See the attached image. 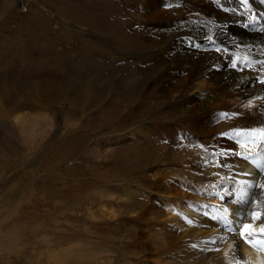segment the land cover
Instances as JSON below:
<instances>
[{
	"label": "rangeland",
	"instance_id": "374dc122",
	"mask_svg": "<svg viewBox=\"0 0 264 264\" xmlns=\"http://www.w3.org/2000/svg\"><path fill=\"white\" fill-rule=\"evenodd\" d=\"M8 1L0 0V264H154L152 259L156 263L158 246L134 244L143 229L139 211L151 197L148 175L156 164L163 167L166 159L193 152L195 143L185 142L184 135L190 137L186 121L175 115L167 88L147 82L169 79L170 69V74L155 72V79L141 72L144 59L153 57L150 52L157 40L148 39L153 45L143 40L138 52L126 47L127 42L117 45L121 28L120 39L133 41L131 32L140 27L135 22L144 12L145 0H11L10 9ZM67 10L74 17L64 14ZM78 16L108 19L113 26L107 29L109 34L97 31L76 21ZM142 22L147 36L151 26L167 25ZM106 44L109 56L97 48ZM104 65L117 73L107 86L96 81V89L105 93L101 101L93 83L83 80L89 67L101 76ZM263 80L257 81L264 84ZM55 84L64 93L41 96ZM144 95L152 97L149 113L140 106ZM90 97L97 102L91 103ZM143 126L145 134L140 131ZM252 139L258 148L245 156L248 162L256 160L261 145L255 136ZM161 146L164 163L158 159ZM240 202L250 206L246 198ZM216 215L220 219L224 214L218 210ZM217 222L231 234L242 231ZM222 235L226 233L205 237L211 246L200 244L197 251L208 259L222 257ZM168 253L162 264H173Z\"/></svg>",
	"mask_w": 264,
	"mask_h": 264
},
{
	"label": "bare ground",
	"instance_id": "6f19581e",
	"mask_svg": "<svg viewBox=\"0 0 264 264\" xmlns=\"http://www.w3.org/2000/svg\"><path fill=\"white\" fill-rule=\"evenodd\" d=\"M12 4L10 0L6 7L10 9ZM142 5L144 12L139 13L135 22L140 27L137 32L135 29L130 31L133 41L120 39L124 37L121 28L117 45L135 48L133 52H138L142 49L143 40L151 45L148 39L157 40L158 44L153 47L155 51L150 52L153 57L148 55L144 59L141 72L155 79V72L165 75L170 69L169 79L147 82H157L158 86L167 88L175 102V115L186 121L185 130L190 137L184 135L185 142L195 143V149L188 153L182 151L179 159L174 160L162 158L163 147H160L158 159L163 163L166 159V164L163 167L156 164L153 173L148 175L151 197L139 211L138 222L143 229L134 237L138 240L134 244L158 246L155 247L158 252L153 250L154 256L159 255L156 263L152 259L154 264L164 263L162 258L166 257L167 251L172 255L173 264H264V248L261 246L264 244V233L261 232L264 229V173H260L264 171V164L257 161L264 162V84L257 81L264 79V24L260 20V16H264V3L262 0H145ZM65 13L74 17L68 10ZM143 19L150 25H167L162 29L151 26L153 30L150 33L153 34L147 36L141 27ZM75 20L101 32H107L113 26L108 19L97 20L91 16H78ZM128 27L130 30L129 24ZM124 42L127 43L123 45ZM109 47L108 44L105 48L97 46L108 56ZM147 49L150 51L151 48ZM104 67L106 72L101 76L94 75L93 67H89L83 80L93 83L92 88L98 90L100 99L105 93L96 89V81L105 82L107 86L115 80L113 72L117 73L108 66ZM56 85L41 96L50 98L59 90L64 93V88ZM150 98L149 95L140 97L143 113L154 108L149 103ZM91 100L93 104L97 102V99ZM140 131L145 134L147 128ZM252 136H255V142L260 140L261 145L256 160L248 162L245 156L255 154L258 148L252 145ZM236 187L239 190L234 189ZM240 198L248 199L250 206L242 205ZM211 203L216 205L215 210L210 208ZM140 204L143 206V202ZM218 210L224 214L221 220L216 215ZM205 212L214 215L216 221L204 216ZM244 219L246 223H239ZM217 220L230 223L238 231L242 228L240 235L231 234ZM244 225L252 226L251 236L244 233ZM216 232L226 233L219 240L222 257L208 259L196 247L208 244L205 237Z\"/></svg>",
	"mask_w": 264,
	"mask_h": 264
},
{
	"label": "snow or ice",
	"instance_id": "6c2138e0",
	"mask_svg": "<svg viewBox=\"0 0 264 264\" xmlns=\"http://www.w3.org/2000/svg\"><path fill=\"white\" fill-rule=\"evenodd\" d=\"M262 187H264V185H262ZM254 218H255V214H254ZM261 232L264 233V229H261ZM244 233H247L248 236H251L252 235V226L251 225H244ZM244 233H242V235H244ZM261 246H262V248H264V244H262Z\"/></svg>",
	"mask_w": 264,
	"mask_h": 264
}]
</instances>
